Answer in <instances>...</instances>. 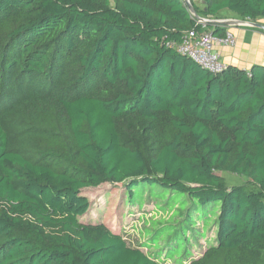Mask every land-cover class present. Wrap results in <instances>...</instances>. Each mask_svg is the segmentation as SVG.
<instances>
[{
  "label": "trees",
  "instance_id": "trees-1",
  "mask_svg": "<svg viewBox=\"0 0 264 264\" xmlns=\"http://www.w3.org/2000/svg\"><path fill=\"white\" fill-rule=\"evenodd\" d=\"M189 2L264 20V0ZM192 29L225 35L183 0H0V264H264V67L207 72L167 46ZM102 184L209 207L204 251L82 223Z\"/></svg>",
  "mask_w": 264,
  "mask_h": 264
},
{
  "label": "rangeland",
  "instance_id": "rangeland-1",
  "mask_svg": "<svg viewBox=\"0 0 264 264\" xmlns=\"http://www.w3.org/2000/svg\"><path fill=\"white\" fill-rule=\"evenodd\" d=\"M196 2L198 3V0ZM206 19L232 20L236 18L229 12H223L216 19ZM220 175L228 186L245 183L244 178L230 173H221ZM160 190L157 187H145L144 190L136 193L134 204L128 206L125 204V192L121 185L102 184L97 188L85 189L83 195L89 201V210L80 218V221L82 223L101 221L120 232L129 247L141 248L142 244L148 246L143 249L144 252H149L150 236L155 237L154 241H159V239L166 241L172 234H177L178 251L183 252L184 243L189 240L193 245L191 249L193 257L199 256L206 247V240L210 238L207 231L214 222L213 214L207 217L210 208L201 207L186 214V202L183 200V195ZM107 199L111 200L108 205ZM181 213H184V219H179ZM156 228H159L158 232L155 230ZM198 228H201L203 236L202 239L195 240L192 231ZM175 229L179 232H176ZM210 242L212 243V240ZM154 249L156 252L158 247L156 246ZM150 252L153 250L150 249Z\"/></svg>",
  "mask_w": 264,
  "mask_h": 264
},
{
  "label": "built area",
  "instance_id": "built-area-1",
  "mask_svg": "<svg viewBox=\"0 0 264 264\" xmlns=\"http://www.w3.org/2000/svg\"><path fill=\"white\" fill-rule=\"evenodd\" d=\"M232 20L238 21L236 26L253 28V22L238 19ZM196 23L201 25L202 28L206 26L205 23L198 20H196ZM234 42V37L229 31L225 32L223 37H215L211 31L198 32L196 29H192L182 37L180 43H171L167 44V46L176 50L178 54L189 58L202 69L215 75L222 73L227 69V66L221 61L219 54L215 52L214 45L233 46Z\"/></svg>",
  "mask_w": 264,
  "mask_h": 264
},
{
  "label": "crops",
  "instance_id": "crops-1",
  "mask_svg": "<svg viewBox=\"0 0 264 264\" xmlns=\"http://www.w3.org/2000/svg\"><path fill=\"white\" fill-rule=\"evenodd\" d=\"M200 3V1H199ZM264 25V20H258ZM223 27V26H221ZM234 37L233 46L214 45V50L228 67L248 71L252 66L264 67V31L243 26L223 27Z\"/></svg>",
  "mask_w": 264,
  "mask_h": 264
},
{
  "label": "water",
  "instance_id": "water-1",
  "mask_svg": "<svg viewBox=\"0 0 264 264\" xmlns=\"http://www.w3.org/2000/svg\"><path fill=\"white\" fill-rule=\"evenodd\" d=\"M183 2L187 6L189 12L194 16V18L198 21L205 23V24H211L214 26L217 25V26H223V27H231V26H236L238 23L237 20H207V19L199 18L197 15H195L193 7L191 6L189 0H183ZM200 3H202V2L200 1ZM252 27L264 31V25L259 23V22H253Z\"/></svg>",
  "mask_w": 264,
  "mask_h": 264
}]
</instances>
